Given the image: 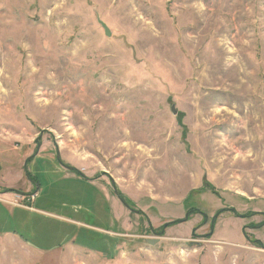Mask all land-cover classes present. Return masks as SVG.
Listing matches in <instances>:
<instances>
[{"label":"rangeland","instance_id":"rangeland-1","mask_svg":"<svg viewBox=\"0 0 264 264\" xmlns=\"http://www.w3.org/2000/svg\"><path fill=\"white\" fill-rule=\"evenodd\" d=\"M0 167V264H264V0H0Z\"/></svg>","mask_w":264,"mask_h":264},{"label":"crops","instance_id":"crops-1","mask_svg":"<svg viewBox=\"0 0 264 264\" xmlns=\"http://www.w3.org/2000/svg\"><path fill=\"white\" fill-rule=\"evenodd\" d=\"M38 156H36L37 158ZM1 169V167H0ZM5 188V187H4ZM7 189V187L5 188ZM0 206H1V210L3 211V214H6V215H9L11 216V210H12V207L11 206H14V207H17L19 208L17 205L13 204L12 201H14V197L12 195L11 192H0ZM24 209V208H23ZM25 210H28V209H25ZM34 210V208H33ZM31 212V210H29ZM13 232V231H12ZM3 234H13L15 235L17 238L20 239V236H18L17 234L15 233H11V230L9 231H5V233ZM30 247V246H29ZM32 249V247H30Z\"/></svg>","mask_w":264,"mask_h":264},{"label":"water","instance_id":"water-1","mask_svg":"<svg viewBox=\"0 0 264 264\" xmlns=\"http://www.w3.org/2000/svg\"><path fill=\"white\" fill-rule=\"evenodd\" d=\"M100 22V24H101V26L104 28V30H105V33L108 35L109 34V32H108V29H107V27L105 26V24L103 23V22H101V21H99ZM172 112H174V110L172 109ZM58 156V155H57Z\"/></svg>","mask_w":264,"mask_h":264},{"label":"trees","instance_id":"trees-1","mask_svg":"<svg viewBox=\"0 0 264 264\" xmlns=\"http://www.w3.org/2000/svg\"><path fill=\"white\" fill-rule=\"evenodd\" d=\"M72 170H74V169H72ZM74 171H76L77 173H79L77 170H74ZM5 191L8 192V191H13V190H11V189H6ZM248 216H249V214H248ZM255 243H256V244H259V242H257V241H256Z\"/></svg>","mask_w":264,"mask_h":264},{"label":"flooded vegetation","instance_id":"flooded-vegetation-1","mask_svg":"<svg viewBox=\"0 0 264 264\" xmlns=\"http://www.w3.org/2000/svg\"><path fill=\"white\" fill-rule=\"evenodd\" d=\"M57 155H58V153H57ZM4 192V191H3ZM6 192V191H5Z\"/></svg>","mask_w":264,"mask_h":264}]
</instances>
